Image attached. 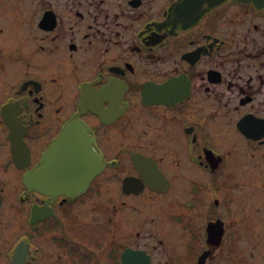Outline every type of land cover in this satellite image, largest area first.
Segmentation results:
<instances>
[{"label":"flooded vegetation","instance_id":"af4514ba","mask_svg":"<svg viewBox=\"0 0 264 264\" xmlns=\"http://www.w3.org/2000/svg\"><path fill=\"white\" fill-rule=\"evenodd\" d=\"M0 264H264V0H0Z\"/></svg>","mask_w":264,"mask_h":264},{"label":"water","instance_id":"95a60500","mask_svg":"<svg viewBox=\"0 0 264 264\" xmlns=\"http://www.w3.org/2000/svg\"><path fill=\"white\" fill-rule=\"evenodd\" d=\"M62 141H64V139H62Z\"/></svg>","mask_w":264,"mask_h":264}]
</instances>
